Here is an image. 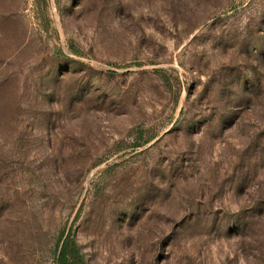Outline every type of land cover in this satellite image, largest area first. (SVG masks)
<instances>
[{"label":"rangeland","instance_id":"1","mask_svg":"<svg viewBox=\"0 0 264 264\" xmlns=\"http://www.w3.org/2000/svg\"><path fill=\"white\" fill-rule=\"evenodd\" d=\"M64 250L264 264V0H0V264Z\"/></svg>","mask_w":264,"mask_h":264},{"label":"trees","instance_id":"2","mask_svg":"<svg viewBox=\"0 0 264 264\" xmlns=\"http://www.w3.org/2000/svg\"><path fill=\"white\" fill-rule=\"evenodd\" d=\"M62 237H60V239L57 242V246L60 242ZM58 259H59V264H69L68 260L66 259V251H62L59 255H58Z\"/></svg>","mask_w":264,"mask_h":264}]
</instances>
